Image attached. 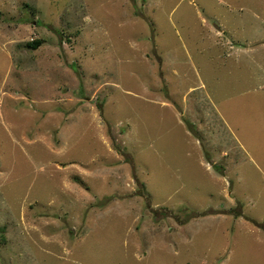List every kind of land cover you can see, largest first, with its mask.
<instances>
[{"label": "rangeland", "instance_id": "1", "mask_svg": "<svg viewBox=\"0 0 264 264\" xmlns=\"http://www.w3.org/2000/svg\"><path fill=\"white\" fill-rule=\"evenodd\" d=\"M0 264H264V0H0Z\"/></svg>", "mask_w": 264, "mask_h": 264}, {"label": "trees", "instance_id": "2", "mask_svg": "<svg viewBox=\"0 0 264 264\" xmlns=\"http://www.w3.org/2000/svg\"><path fill=\"white\" fill-rule=\"evenodd\" d=\"M41 44H42L41 41H33L32 43H29V47H30V48H33V49H36V48H38Z\"/></svg>", "mask_w": 264, "mask_h": 264}]
</instances>
